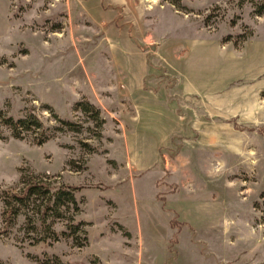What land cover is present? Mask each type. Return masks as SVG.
Segmentation results:
<instances>
[{
  "label": "rangeland",
  "instance_id": "obj_1",
  "mask_svg": "<svg viewBox=\"0 0 264 264\" xmlns=\"http://www.w3.org/2000/svg\"><path fill=\"white\" fill-rule=\"evenodd\" d=\"M262 1L0 0V111L47 128L0 122V264H264V134L235 128H264V74L205 96L181 82L194 38L263 53ZM31 175L79 188L58 240L42 199L5 222L2 194Z\"/></svg>",
  "mask_w": 264,
  "mask_h": 264
},
{
  "label": "trees",
  "instance_id": "obj_2",
  "mask_svg": "<svg viewBox=\"0 0 264 264\" xmlns=\"http://www.w3.org/2000/svg\"><path fill=\"white\" fill-rule=\"evenodd\" d=\"M256 7L257 14H264V0L262 3H259V5H256ZM78 108L85 113H91L93 115V119L103 120L100 117L99 109L88 101L78 102ZM59 121L67 127H71L73 125V123L69 120L59 119ZM0 122L2 125L7 126L12 131L13 136L16 138L23 136L26 131L38 130L41 133V139H47V128H45L40 118L33 113H29L25 117L15 119L14 117H7L3 115V112L0 111ZM235 128L240 130L256 131L260 134H264L263 127H241L237 122H235ZM22 183L23 187L19 191H6L2 194L6 224H12L20 214L25 213V211H27L33 205L35 199L37 200L39 198L43 201L41 208L38 210V212L36 211L40 226L43 227L44 233L48 234L49 231L51 234H53V236H55L54 239L58 240L60 234L53 230L52 221L54 218H62L64 216L65 210H72L71 219L75 221V217L80 212V205L76 198V192L79 190V188L61 186L60 188L53 190L52 185L47 182L44 177L34 175H31L26 181L22 179ZM34 218L36 217L33 216L32 219ZM84 225L85 223L83 221L72 223L70 225L71 234H75L76 236V234L80 231L85 232L86 230L84 229ZM63 235H66V232ZM67 235L69 234L67 233ZM36 240L37 242H45L47 241V238L40 237ZM85 242L86 241L79 242L77 240L76 244L78 246H83Z\"/></svg>",
  "mask_w": 264,
  "mask_h": 264
},
{
  "label": "crops",
  "instance_id": "obj_3",
  "mask_svg": "<svg viewBox=\"0 0 264 264\" xmlns=\"http://www.w3.org/2000/svg\"><path fill=\"white\" fill-rule=\"evenodd\" d=\"M254 42L250 41L239 54L211 38H194L183 65L181 82L185 91L201 96L219 93L228 84L227 76L239 77L235 74L238 68L242 69V78L260 79L264 74V52L259 51V42Z\"/></svg>",
  "mask_w": 264,
  "mask_h": 264
}]
</instances>
